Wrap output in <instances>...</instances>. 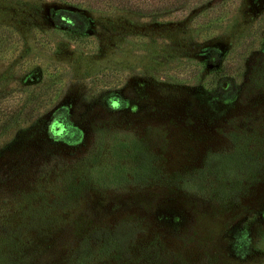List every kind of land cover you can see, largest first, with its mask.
Instances as JSON below:
<instances>
[{
    "label": "rangeland",
    "instance_id": "obj_1",
    "mask_svg": "<svg viewBox=\"0 0 264 264\" xmlns=\"http://www.w3.org/2000/svg\"><path fill=\"white\" fill-rule=\"evenodd\" d=\"M160 2L0 0V264H264V0Z\"/></svg>",
    "mask_w": 264,
    "mask_h": 264
},
{
    "label": "trees",
    "instance_id": "obj_2",
    "mask_svg": "<svg viewBox=\"0 0 264 264\" xmlns=\"http://www.w3.org/2000/svg\"><path fill=\"white\" fill-rule=\"evenodd\" d=\"M157 1H161V0H157ZM163 1V0H162ZM160 3H163V2H160ZM213 12H214V9L212 10ZM217 13H219V11L217 10L216 12H215V14H217ZM205 17L206 16V14H203L202 16H201V18L202 17ZM207 17V16H206ZM8 42H6V41H0V56H3L4 55V53H6V51L8 50L7 48L9 47L8 46ZM40 93L39 92H35L34 93V96L33 97H35V96H38ZM26 96H25V94H24V96H23V99L25 98ZM0 113L2 114V115H5V116H9V118H14L15 116V111H14V109H11L10 110V112L9 113H7V112H4L3 111V109L2 108H0ZM2 120H3V118H2Z\"/></svg>",
    "mask_w": 264,
    "mask_h": 264
}]
</instances>
